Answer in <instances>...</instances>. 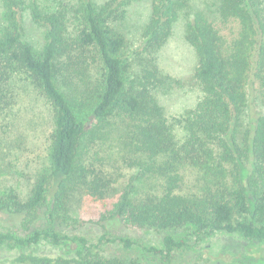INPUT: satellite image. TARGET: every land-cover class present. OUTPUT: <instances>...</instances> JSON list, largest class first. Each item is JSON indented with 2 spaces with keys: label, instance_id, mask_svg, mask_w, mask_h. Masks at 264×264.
<instances>
[{
  "label": "trees",
  "instance_id": "trees-1",
  "mask_svg": "<svg viewBox=\"0 0 264 264\" xmlns=\"http://www.w3.org/2000/svg\"><path fill=\"white\" fill-rule=\"evenodd\" d=\"M140 1L0 0V213L26 230L42 216L47 224L26 235L2 231L0 246L47 242L73 251L21 254L20 264H144L103 252L104 242L134 244L109 237L118 226L185 231L145 247L161 264L191 237L264 241V0H203L197 8L149 0L133 52L116 17ZM182 16L201 93L170 117L156 97L158 53ZM29 20L44 30L39 49L27 38ZM35 123L49 128L46 154L18 169L11 149L26 150ZM77 201L89 218L71 220ZM65 222L92 223L103 234L91 242L62 233ZM258 255L235 262L264 264Z\"/></svg>",
  "mask_w": 264,
  "mask_h": 264
},
{
  "label": "rangeland",
  "instance_id": "rangeland-1",
  "mask_svg": "<svg viewBox=\"0 0 264 264\" xmlns=\"http://www.w3.org/2000/svg\"><path fill=\"white\" fill-rule=\"evenodd\" d=\"M191 2L194 8H197L195 5L200 6L202 4L203 6L204 3L203 0H191ZM148 3L149 0L133 2L126 12L118 13V17H116V24L126 34L130 48L135 49L133 52L141 49L138 44L141 40L140 31L146 23L149 12ZM184 20L183 16L182 19H179L170 40L158 53V64L161 70V80L163 81L156 90V97L165 113L170 117L178 115L185 108L191 107L201 93L193 76L197 63L195 52L184 38ZM26 34L27 38L35 45V48L39 49L43 43V28L29 20ZM133 52L129 51V54H133ZM132 57L135 58L134 61L137 60L136 56L132 55ZM32 123L33 120L28 122L30 125ZM48 133L49 128L45 129L42 124L35 123L34 127L27 130V140L26 145H24L26 150H19L15 147L11 149L14 154L13 157H10L12 161H15L13 158H16V151L20 156L17 161L19 164L18 169L27 170V164H29L31 158L33 160L30 162L34 166L37 165L39 159V163L44 159L47 146L46 134ZM123 171L126 174L132 172L131 169H123ZM184 175L185 184L191 185L193 182H191L193 179L192 173L184 171ZM77 204L76 208H73L74 211L71 210L70 212L71 220L89 218L91 215L86 205H80L78 201ZM46 225V219L42 216L40 220L26 230L22 228L18 219L0 213V232L11 230L19 235H26L31 230ZM57 229L69 235L84 236L91 242H97L103 234L102 228L92 223H82L75 226L71 222H65L62 225L58 224ZM185 233L183 230L156 232L146 228L118 226L110 228L109 237L116 235L130 237L133 239L134 244L126 248L116 240L101 243L100 247L103 248L104 253L111 256H119L124 259L137 257L144 264H161L158 256L146 250L145 247H162L165 235L170 234L177 238L185 235ZM21 254L70 257L73 255V251L69 246H53L47 242H40L31 247L9 248L1 245L0 264H20L17 258ZM258 254L264 256V241L249 240L237 233L216 232L210 236L203 235L198 240L191 237L188 244L176 252L171 264H238L235 261L240 262L247 256L249 258Z\"/></svg>",
  "mask_w": 264,
  "mask_h": 264
}]
</instances>
